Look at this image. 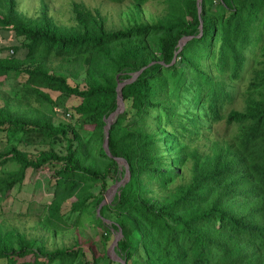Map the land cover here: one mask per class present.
<instances>
[{
    "label": "trees",
    "instance_id": "16d2710c",
    "mask_svg": "<svg viewBox=\"0 0 264 264\" xmlns=\"http://www.w3.org/2000/svg\"><path fill=\"white\" fill-rule=\"evenodd\" d=\"M145 1L131 0L135 17L108 29L101 11L82 2L71 3L68 24H58L45 1L36 16H26L16 0H0V30L12 31L26 49L24 58L13 56L16 46L10 56H0V77L24 74L23 90L38 103L53 104L48 91L73 95L74 113L92 123L84 142L47 115L14 114L0 105V132L59 137L64 150L31 156L11 146L0 152V163L18 164L0 176V197L23 180L27 168L56 162L42 225L55 232L64 203L77 215L97 207L94 222L107 219L111 230H120L113 247L118 260L105 264H264V0H161V13L149 21L137 16ZM40 51L71 56L85 86L50 71L35 58ZM237 80L244 81L243 90ZM117 93L125 109L106 130L108 156L101 147L104 119L115 110ZM233 99L239 107L223 112ZM220 120L231 135L209 133ZM207 133L212 138L205 142ZM95 141L101 160L85 163L86 146ZM115 158L125 161L128 178L100 205L102 195L88 186L99 181L104 189L107 178H118ZM110 237L102 236L105 245ZM34 244L32 237L0 229V260L101 259L87 258L77 245Z\"/></svg>",
    "mask_w": 264,
    "mask_h": 264
},
{
    "label": "rangeland",
    "instance_id": "374dc122",
    "mask_svg": "<svg viewBox=\"0 0 264 264\" xmlns=\"http://www.w3.org/2000/svg\"><path fill=\"white\" fill-rule=\"evenodd\" d=\"M18 9L26 16H36L40 12L41 0H16ZM46 2V10L58 24H68L70 17V5L72 2H82L89 8H97L104 17L105 25L108 29L118 28L124 25L130 17H135L132 9L131 0H42ZM140 12L137 16L144 21L155 18L161 13V0H146L139 6ZM186 39V38H185ZM184 38L180 41L182 44ZM24 41L20 37L14 36L10 30H0V56H10L9 53L12 46H16L17 50L13 56L24 58L26 49L23 47ZM65 57L54 55L52 52L45 54L40 51L36 54L39 61L52 72L65 75L70 84H77L83 88V70L77 69V63L72 61L71 56L65 54ZM246 68H248L246 66ZM73 72H77L72 76ZM245 73L243 74V77ZM24 74L10 73L4 77H0V105L14 114L40 115L44 114L50 118L53 125L65 126L71 136L74 131L84 142L89 140L92 133V123L88 119L79 117L72 110V106L78 102V98L73 95L61 94L58 92L48 91L53 104L38 103L33 96L26 95L24 88ZM243 90L244 81L239 82ZM116 109L104 120L109 124L115 115L125 109L122 101L116 94ZM239 101L233 99L225 103L223 112L229 109L239 107ZM127 110H130L128 105ZM130 112V111H129ZM105 122V123H106ZM155 127L154 124L151 125ZM205 132V131H204ZM206 133V132H205ZM209 133L218 137L228 136L232 134L229 127H224L222 120L212 123ZM206 134V141L212 136ZM82 141V142H83ZM76 143V141H75ZM200 145H205L201 143ZM14 146L17 150L26 152L31 156L36 155L40 150L52 149L59 154L64 153L63 141L59 137H43L37 133H21V132H0V152L8 147ZM102 147V143H101ZM83 148V147H82ZM99 143L95 141L91 145L86 146L85 163L90 160H101L99 157ZM103 149V147H102ZM2 156L0 157V162ZM118 172L116 179L107 178L106 187L100 188L99 181L89 184L88 191L92 194H101L104 203H109L116 189L121 186L128 178V171L125 169L122 160H116ZM59 166L56 162L45 163L38 169L32 170L27 168L24 171L23 180L16 183L4 196L0 197V229H12L15 232L23 234L26 238H33L35 246L43 245L47 249H53L61 246H80L86 252L87 258L100 257L98 264H105L107 259L113 261L118 260L111 250L110 246L117 233L110 229L109 220H104V225H97L93 218L96 209L88 205L83 213H68V203H64L61 207V222H57V229L52 234L42 225L41 218L46 212L47 204L52 198V190L54 187V170ZM18 164L5 161L0 163V176L7 172L15 171ZM120 181V183L118 182ZM118 182V184H117ZM72 200V198L70 199ZM111 233L110 239L106 245L102 238L104 233ZM104 243V245H103ZM124 263V262H123ZM0 264H5L4 260H0Z\"/></svg>",
    "mask_w": 264,
    "mask_h": 264
},
{
    "label": "water",
    "instance_id": "95a60500",
    "mask_svg": "<svg viewBox=\"0 0 264 264\" xmlns=\"http://www.w3.org/2000/svg\"><path fill=\"white\" fill-rule=\"evenodd\" d=\"M198 10H199V7L197 8V11H198ZM199 29H200V25H199ZM185 38H186V37H185ZM185 38H184V39H185ZM181 40H182V39H181ZM181 40L178 41V50L180 49V45H181L180 41H181ZM178 50H177V51H178ZM141 69H142V68H141ZM141 69L138 70L137 72H134V73L130 76V78L127 79L125 82L128 83V82H131L132 80H134L135 77L138 75V73L141 71ZM125 82H120V83L117 85V87H116L117 91H118V88L120 87V85H122V84L125 83ZM117 95H118V98L120 99L119 93H117ZM120 101H121V99H120ZM115 109H116V108H115ZM105 122H106V121H105ZM108 126H109V123L106 122V123H105V126H104V136H103V140H102V147H103V150H104V152L106 153V155L109 156L110 154H109V151H108V148H107V132H106ZM115 160H122L125 169H127V165H126V163H125V161H124L123 159H121V158H115ZM118 182L120 183V181H118ZM118 182H117V184H118ZM104 202H105L104 199H102L101 202H100V205L103 204ZM100 205H99V206H100ZM99 206H98V207H99ZM97 210H98V208H97ZM119 236H120V230H117V236L113 239V242H112V244H111V246H110V248H111L112 251H113V247H114V245L116 244V241H117V239H118ZM122 264H124L123 261H122Z\"/></svg>",
    "mask_w": 264,
    "mask_h": 264
},
{
    "label": "built area",
    "instance_id": "2783aa9c",
    "mask_svg": "<svg viewBox=\"0 0 264 264\" xmlns=\"http://www.w3.org/2000/svg\"><path fill=\"white\" fill-rule=\"evenodd\" d=\"M9 53H11V50L9 51Z\"/></svg>",
    "mask_w": 264,
    "mask_h": 264
}]
</instances>
